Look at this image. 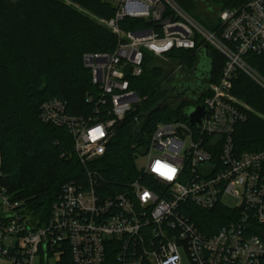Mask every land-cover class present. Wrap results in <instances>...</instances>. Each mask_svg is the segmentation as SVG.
<instances>
[{"label":"built area","instance_id":"obj_1","mask_svg":"<svg viewBox=\"0 0 264 264\" xmlns=\"http://www.w3.org/2000/svg\"><path fill=\"white\" fill-rule=\"evenodd\" d=\"M9 1V0H4ZM116 16L105 25L119 39L109 53L84 54L99 92L95 115H69L59 100L45 102L42 123L68 130L74 154L83 166L102 158L116 126L129 120L143 129L136 114L144 99L131 88V78L144 73L146 53L171 65L170 54L197 51V37L225 59L220 79L209 84L203 125L185 121L159 123L147 143L133 145L141 169L117 193L102 187L104 179L88 170L85 182L66 183L45 225L27 214L26 201L0 186V264H56L68 243L75 264H104L110 252L118 264H262L264 259V147L240 153L235 131L247 122L250 108L233 93L237 72L264 90V76L245 60L264 59V0H249L218 16L209 31L174 0H117ZM125 18L157 25L139 33H123ZM170 77L179 84L193 73L175 65ZM199 106L198 104H192ZM100 115L106 118L99 121ZM101 118V117H100ZM65 156V155H63ZM71 158V156L69 157ZM1 177V175H0ZM105 183V182H104ZM240 198L239 206L224 204ZM223 206L240 215L213 235L194 221L195 211Z\"/></svg>","mask_w":264,"mask_h":264},{"label":"trees","instance_id":"obj_2","mask_svg":"<svg viewBox=\"0 0 264 264\" xmlns=\"http://www.w3.org/2000/svg\"><path fill=\"white\" fill-rule=\"evenodd\" d=\"M65 1L0 0V186H6L10 194L26 201L27 214L37 225L48 222L52 206L60 200L66 183H84L88 170L96 171L104 179L102 187L106 184L109 191L124 190L136 172V152L132 146L147 143L159 123L186 122V108L202 103L209 86L197 102L185 99L176 105L180 99L176 91L179 83L170 77L172 67L157 64V58L147 52L143 75L130 79L131 88L144 99L136 113L143 117L141 133L135 132L129 120L116 126L107 154L83 166L74 154L68 130L42 123L41 108L45 102L59 99L67 105L70 116H94L95 105L87 100L96 99L99 88L92 83V73L84 66V54H111L119 39L107 27L94 24ZM70 1L101 20L110 21L116 16L117 10L110 0ZM174 1L207 30L218 28V18L214 23L206 15L211 16L215 11L205 13L196 0ZM247 1L214 0L222 12ZM118 25L123 33L157 27L145 20L129 18ZM206 47L213 63L212 82H217L225 59L200 37H197V51L174 50L170 54L171 65L184 64L185 72L194 74L199 54ZM245 60L264 76L262 57L247 55ZM235 76L234 95L255 111L264 113V90L241 71ZM6 86L10 90L4 93ZM100 117L99 121L106 118ZM235 145L240 153L262 149L264 121L251 114L247 122L236 127ZM239 215L238 210L230 211L218 205L211 211H195L194 221L204 234L213 235ZM61 255L56 264H75L68 243L63 245ZM104 264H118L116 254L110 252Z\"/></svg>","mask_w":264,"mask_h":264},{"label":"rangeland","instance_id":"obj_3","mask_svg":"<svg viewBox=\"0 0 264 264\" xmlns=\"http://www.w3.org/2000/svg\"><path fill=\"white\" fill-rule=\"evenodd\" d=\"M110 1L113 3L114 6L117 3V0H110ZM65 2L73 10H76L80 15H83V16L87 17L94 24H97V25L102 26V27L105 26V25H102L103 20L98 18V16L93 15L91 12L85 10L83 7H80L79 5H76L75 3H73L70 0H66ZM199 3H200L199 5H201V7L204 9L205 13H209V11H215V13L213 15H211V16L208 15V14H206V15L209 16L212 20H214V23H216L218 16L222 12V8L220 10L219 6L214 2V0H201ZM209 17H206V20ZM156 63L159 64V65L166 66V67L170 66V67H172V69H174L176 67L175 65H166L167 63L164 60L159 59V58H157V62ZM5 84H8V82H5ZM9 90L10 89L6 86V88L4 90V93H7ZM9 94H10V92L7 95H9ZM181 101H183V98H180L179 101H177V103H175V104L177 105ZM240 102L245 104V105H247L250 108L249 116L251 114H254L256 117H258L259 119L264 121V113L263 112H259L257 110L255 111L253 107H251L249 104L245 103L244 101H240ZM172 107H174V106H172ZM143 164H144V159L137 160V162L135 163V165L137 166L138 169H141L143 167L142 166ZM1 166H2V158H1V153H0V167ZM240 203H241V199L240 198H232V199L227 198L226 200H224V204H226V205H228L230 207L239 206ZM184 263L187 264L188 263V259L184 258Z\"/></svg>","mask_w":264,"mask_h":264},{"label":"water","instance_id":"obj_4","mask_svg":"<svg viewBox=\"0 0 264 264\" xmlns=\"http://www.w3.org/2000/svg\"><path fill=\"white\" fill-rule=\"evenodd\" d=\"M208 48L206 47L203 51L200 52V59L197 62V68L194 71V74L196 75L197 78H201V80L205 81V88L207 85L212 83V69H213V63L212 60L208 57ZM200 81L196 82L195 86L191 85L194 88L199 87ZM204 88V89H205ZM203 89V88H202ZM203 89V90H204ZM200 90H196V92H192L194 96H197L200 92H203ZM207 109L203 105L199 106H189L186 108L185 113L189 119V124L191 126L198 125L201 127L203 125V118L204 115L206 114Z\"/></svg>","mask_w":264,"mask_h":264},{"label":"flooded vegetation","instance_id":"obj_5","mask_svg":"<svg viewBox=\"0 0 264 264\" xmlns=\"http://www.w3.org/2000/svg\"><path fill=\"white\" fill-rule=\"evenodd\" d=\"M197 2H200L201 0H196ZM198 80L200 81L199 83V87L198 88H194L191 85L196 84V82H198ZM205 88V81L201 80V78H197L195 74H193V76L191 77V79L189 80H184L182 83H180L176 89L177 93H179V97L183 98V100L186 99V101L188 102H192L195 103L198 101L199 96L201 95V92L197 95L194 96V94L192 92H196V90H200L202 91ZM190 106H193L192 104Z\"/></svg>","mask_w":264,"mask_h":264}]
</instances>
